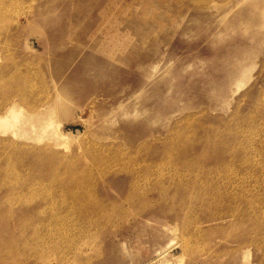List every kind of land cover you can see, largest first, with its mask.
Segmentation results:
<instances>
[{
    "label": "rangeland",
    "instance_id": "obj_1",
    "mask_svg": "<svg viewBox=\"0 0 264 264\" xmlns=\"http://www.w3.org/2000/svg\"><path fill=\"white\" fill-rule=\"evenodd\" d=\"M258 1L0 0V110L56 85L75 136L0 139V264H264Z\"/></svg>",
    "mask_w": 264,
    "mask_h": 264
},
{
    "label": "bare ground",
    "instance_id": "obj_2",
    "mask_svg": "<svg viewBox=\"0 0 264 264\" xmlns=\"http://www.w3.org/2000/svg\"><path fill=\"white\" fill-rule=\"evenodd\" d=\"M244 1L248 5V7H256L258 6L259 2L258 0ZM26 46H28V49L30 48L29 44H27ZM233 66L237 70L238 75L236 78L233 77L230 83L242 86L247 78L246 71L239 62L234 63ZM53 88L54 93L52 94L48 102L46 101V103L44 102L37 107L30 106V110L22 105L17 99L6 102L5 107L0 110V139H6V142H9L11 144L16 143L18 146H25L27 149L30 148L29 145H49L54 149H61L62 147L66 146L68 142L75 137L72 135V133H66L63 130L62 122L59 119V106L62 107L63 105H65L67 103V98L65 93L56 88V85ZM41 150L44 149H39V151ZM215 188L216 187L213 188L214 192L209 194L211 200L222 198L221 194L218 193V191H215ZM210 189H212V187ZM184 221V230L188 232L189 220L185 218ZM15 258L16 259L14 261L18 260L20 262L19 259H21L22 257L18 254L15 255ZM158 258L160 264H182L183 261V255L171 256L169 255L168 251H166L165 253H161ZM242 264H251L249 262L248 250L244 251L243 253Z\"/></svg>",
    "mask_w": 264,
    "mask_h": 264
}]
</instances>
